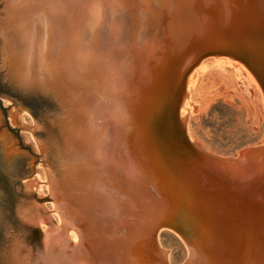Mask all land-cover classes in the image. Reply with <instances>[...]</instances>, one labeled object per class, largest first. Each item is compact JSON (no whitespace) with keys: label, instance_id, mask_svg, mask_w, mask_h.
I'll return each instance as SVG.
<instances>
[{"label":"water","instance_id":"water-1","mask_svg":"<svg viewBox=\"0 0 264 264\" xmlns=\"http://www.w3.org/2000/svg\"><path fill=\"white\" fill-rule=\"evenodd\" d=\"M226 57L264 101V0H0V264H264V146L188 137L190 74Z\"/></svg>","mask_w":264,"mask_h":264},{"label":"rangeland","instance_id":"rangeland-1","mask_svg":"<svg viewBox=\"0 0 264 264\" xmlns=\"http://www.w3.org/2000/svg\"><path fill=\"white\" fill-rule=\"evenodd\" d=\"M208 63V69L199 72L187 126L207 153L236 159L242 150L264 144L263 97L247 74L220 68L214 60ZM161 238L170 263L185 264L189 250L183 240L173 231Z\"/></svg>","mask_w":264,"mask_h":264},{"label":"bare ground","instance_id":"bare-ground-1","mask_svg":"<svg viewBox=\"0 0 264 264\" xmlns=\"http://www.w3.org/2000/svg\"><path fill=\"white\" fill-rule=\"evenodd\" d=\"M211 60H214L215 63L217 64V66L220 67V68H225V66H226V67H230L232 70H234L238 74H241V75L242 74L243 75L247 74V76L250 79V81H252L257 86L258 90L260 91V93H261V95L263 97V92L261 90V87H260L259 83L257 82L255 77L250 73V71L243 64H241L238 61L230 60V59H228L226 57H217V56L206 57L202 61L199 62V64L195 67V69L190 74L188 83L186 85V92L189 93L188 98H187V100L185 102V106H186L187 110H181L180 111V119H182L184 117H187L188 114L192 111V109L194 107L193 106L194 105L193 104V98L196 95V94L194 95V91H195L196 86H197L199 72H200V70L205 71L206 69H208V67H209L208 61H211ZM188 119L189 118L187 117L186 129H187L189 140L193 144V143H196L198 141L193 137L189 127L187 126L188 125ZM199 144L201 145V143H199ZM263 146H264V144L262 146H260V147L252 148V149L256 150V149L261 148ZM201 147L203 148V150L205 152H207L202 145H201ZM208 154H209V151H208ZM212 156H214V155H212ZM215 157H217V156H215ZM218 158H220V156ZM222 159L229 160L230 158H222ZM233 160H237V158L236 159L234 158ZM165 231H172V230L167 229V228L159 229V231L157 232V242H158L159 249L161 251L169 252L163 247L162 241H161L162 234ZM168 263L171 264L170 260H169V254H168Z\"/></svg>","mask_w":264,"mask_h":264}]
</instances>
